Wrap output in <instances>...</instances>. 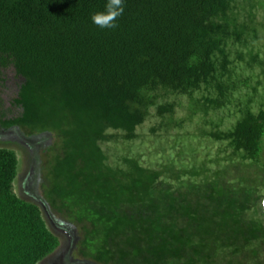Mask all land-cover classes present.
I'll return each mask as SVG.
<instances>
[{
	"label": "trees",
	"instance_id": "16d2710c",
	"mask_svg": "<svg viewBox=\"0 0 264 264\" xmlns=\"http://www.w3.org/2000/svg\"><path fill=\"white\" fill-rule=\"evenodd\" d=\"M108 3L0 0V129L38 143L51 219L95 264H264V0H122L102 30ZM196 119L217 149L175 155ZM18 172L0 148V264H39L59 240Z\"/></svg>",
	"mask_w": 264,
	"mask_h": 264
},
{
	"label": "rangeland",
	"instance_id": "374dc122",
	"mask_svg": "<svg viewBox=\"0 0 264 264\" xmlns=\"http://www.w3.org/2000/svg\"><path fill=\"white\" fill-rule=\"evenodd\" d=\"M9 83L11 85V82ZM179 102L181 104L178 108V116L181 119H184L183 117H185L187 114V105L189 104V98L183 97V99H181ZM229 114L230 112H222L220 114L214 115V117L218 121L220 116L224 117L228 116ZM232 119L235 120L236 118L229 117L228 120L225 121V125H223L222 128L225 129V127H229L231 125V122L233 121ZM197 128V119L194 120L192 123L186 122V124H184L183 130H181L180 134H187V136H185L184 142L181 140L180 144L177 143V146L174 151L175 155L179 151L185 150L186 145L192 143V137L194 136V134L199 133V131L197 133ZM13 130L14 129L3 131L0 129V148L14 151L19 159V172L14 183V193L21 199L36 204L41 209L44 220L49 230L59 240V248L46 259L41 261L39 264H95L94 262L82 259L80 255L76 256L73 249L75 248V245L78 240L77 235H74L75 237L72 235L71 226L69 224H61L60 222H54L51 219L50 214L47 212V208L44 206V201L40 192L41 190L38 189V182L41 181V175L45 174L41 171L42 163H40V160H43V156L41 155L42 157H40L39 152H37V148H39L37 147L38 143L35 146L31 145L29 142H27L25 138H22L20 130ZM147 131H149V128H147ZM38 140L42 141L44 139L39 138ZM176 140V138H172L170 146L173 145ZM50 143H52L50 137H48L47 139L45 137V140L41 144L42 148L45 150L46 148H48V145ZM193 143L194 145L199 146V155L202 156H206V153L210 151L215 152V150L217 149L216 144H210L209 142V147H206L207 142L203 141V144H201L200 140L197 138H195ZM139 144L140 142L137 143V145ZM141 144L144 145L140 146V150L144 152L146 157H149V154L154 150L155 147H158V149L160 147V145L158 143H154L153 138L149 136H147L143 140V142H141ZM186 157L187 156H184L183 159L188 160L189 157ZM146 160L149 161L147 158Z\"/></svg>",
	"mask_w": 264,
	"mask_h": 264
},
{
	"label": "clouds",
	"instance_id": "9594fccd",
	"mask_svg": "<svg viewBox=\"0 0 264 264\" xmlns=\"http://www.w3.org/2000/svg\"><path fill=\"white\" fill-rule=\"evenodd\" d=\"M123 14L122 0H109L104 12H98L91 17L92 23L100 29H114L117 27V17Z\"/></svg>",
	"mask_w": 264,
	"mask_h": 264
}]
</instances>
